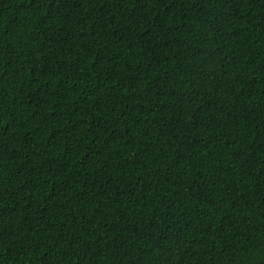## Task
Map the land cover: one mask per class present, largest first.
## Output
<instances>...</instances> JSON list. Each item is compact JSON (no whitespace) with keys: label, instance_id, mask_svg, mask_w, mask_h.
Returning a JSON list of instances; mask_svg holds the SVG:
<instances>
[{"label":"trees","instance_id":"1","mask_svg":"<svg viewBox=\"0 0 264 264\" xmlns=\"http://www.w3.org/2000/svg\"><path fill=\"white\" fill-rule=\"evenodd\" d=\"M0 264H264V0H0Z\"/></svg>","mask_w":264,"mask_h":264}]
</instances>
